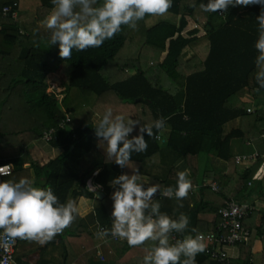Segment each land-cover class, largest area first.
Returning <instances> with one entry per match:
<instances>
[{
    "label": "trees",
    "instance_id": "1",
    "mask_svg": "<svg viewBox=\"0 0 264 264\" xmlns=\"http://www.w3.org/2000/svg\"><path fill=\"white\" fill-rule=\"evenodd\" d=\"M6 4L12 5L13 1L3 5ZM52 8L50 0H21L14 6L19 14L17 19L11 15L2 16L0 8V138L9 134L1 123L5 119H16L21 125L20 131L15 133L21 136V146L40 139L45 130L54 127L56 139L49 143L63 148L60 155L43 165L23 168L17 164L10 179L15 181L25 177L33 186L51 187L61 202L90 193L86 183L92 168L82 169L83 159L99 148L92 118L96 112L103 114L104 110L96 108L97 101L111 95L116 101L105 103L112 106L114 115L130 116L144 125L159 117L167 118L166 125L170 130L166 145L189 165L192 185L198 184L199 180L198 156L209 146L227 162L225 172L207 171L203 175L208 182L211 179L218 182L219 192L202 186L200 200L193 206L187 203L185 210L180 212L189 217L190 226L198 232L215 231L219 222L217 210L229 196L247 197L249 181L258 182L260 187L264 183V106L247 111L243 102L247 97L241 99L247 93L246 96L256 101L255 105L264 102V89L255 91L258 87L255 81L257 51L253 45L258 36L255 20L259 14L258 6L229 8L222 15L218 10L216 14L204 13V18H200L202 14L197 15L199 0H172L168 11L179 16L177 23L162 20L146 26L145 19L150 16L146 14L135 29L122 26L119 34L99 48L73 50L67 60L59 57L55 45L48 48L47 37L37 29L38 20H44ZM190 20L202 29L197 26L187 29ZM186 48L194 52L198 64L197 61L194 65L184 61L182 52ZM62 63L69 64L72 69L68 88L59 98L48 93L46 78ZM110 64L133 72L111 80L107 75ZM66 114L70 115V122L60 128ZM236 118L241 119L240 127L221 137L223 125ZM162 130L153 129V137L145 135L148 148L143 153H133L130 166L138 168L159 157L162 141L156 136ZM255 137L260 139L258 145L254 144ZM234 138L250 141L259 151L255 162L240 174L235 170V157L230 152ZM0 160L8 161L1 157ZM101 167L95 177L98 182H104L111 171L131 173L130 168H120L112 160L105 159ZM163 182L165 187L171 185L169 181ZM160 183L163 189L162 181ZM162 198L156 196L161 207ZM203 215H208L209 219L201 218ZM252 217H258L264 226V213L256 211L244 221L246 226L252 225ZM200 221L208 223L200 225ZM72 224L51 240L63 244L66 264L78 257L88 258L104 241L92 236L84 227ZM111 224L109 219L104 227L110 228ZM262 240L264 242V237ZM26 241L18 239V243ZM112 242L118 252L132 254L140 263L151 244L145 242V246L129 247L124 241ZM255 246L256 241L252 246L241 244L239 257L231 264H252L257 260ZM196 261L197 264H219L205 252L199 253ZM37 264L51 263L42 260Z\"/></svg>",
    "mask_w": 264,
    "mask_h": 264
},
{
    "label": "clouds",
    "instance_id": "2",
    "mask_svg": "<svg viewBox=\"0 0 264 264\" xmlns=\"http://www.w3.org/2000/svg\"><path fill=\"white\" fill-rule=\"evenodd\" d=\"M53 9L41 22L47 30L48 48L55 45L59 57L67 60L73 50L84 51L99 48L122 31V26L135 29L137 22L147 15H163L172 5V0H50ZM194 6V4H190ZM258 6L255 16L257 51L255 65V91L264 89V0H199L204 13H226L229 8ZM166 117H159L150 124L142 125L138 119L123 114H113L107 107L93 127L98 146L105 145L107 159L120 168L128 167L131 173H121L108 183L113 189L110 195V228L99 229L98 238L111 236L127 243L129 247L147 246L141 264H197L196 256L206 251L205 237L189 224V217L180 213L173 218L161 212L155 194L175 198L179 207L193 185L190 170L176 172L175 187L161 189L159 184H149L145 174L135 165L130 166L133 153H143L148 148L147 137H153L166 127ZM139 125L136 135L134 128ZM10 165L0 166V176L10 175ZM96 170L93 175L98 174ZM100 185L89 182L87 189L94 191ZM79 215L74 201L61 202L51 187L33 186L31 180H0V232L8 237L41 244L50 241ZM185 230H188L187 233ZM172 233L182 238L172 239ZM195 233V235H193ZM235 255V253H234ZM2 264V262H0Z\"/></svg>",
    "mask_w": 264,
    "mask_h": 264
},
{
    "label": "crops",
    "instance_id": "3",
    "mask_svg": "<svg viewBox=\"0 0 264 264\" xmlns=\"http://www.w3.org/2000/svg\"><path fill=\"white\" fill-rule=\"evenodd\" d=\"M7 1H13V3H16L15 7L21 2V0H0V8ZM15 11H16L15 19H17L19 14L16 9ZM50 11L46 14V16L50 13ZM178 20H179V16H177L175 21L172 22L177 23ZM42 21L38 20L37 29L42 36L47 37L48 32L46 29H44L41 23ZM189 26L190 23L187 29L190 28ZM194 56H195L194 52L189 48L184 49L182 52V57L184 61L187 63H191L192 65H194L196 61L198 64V60ZM65 64L67 63L60 64L55 70L47 74L46 82H48L49 80H56L58 82L61 81L63 82L65 78H67V82H68L69 73L72 68L70 65L68 64L65 65ZM56 89H60L59 86ZM54 90L55 89H53L50 86H48L47 88L48 93H53ZM56 95L59 98L63 96L61 94H56ZM246 95L247 93L243 94L242 97L240 96L241 99L242 100L245 99L247 97ZM102 115L103 114H100L99 112H96L93 115L92 120L94 124L96 123L98 118ZM238 119L239 118H236L223 125L221 137H224L233 128H237L236 126L232 127L231 123L235 120L238 123ZM142 123L143 122H141V124ZM1 127L5 128L6 132H8L9 134L0 138V157L10 161L14 166V170L17 168V164H20V166H22L23 168H30L34 164L43 165L44 163L48 162L50 159L60 155L63 151L62 147H54L49 142L44 141L42 138L31 140L28 143L21 146L22 143L21 136L15 134L17 131H20L21 125L19 122L16 121V119L13 120L5 119L4 123H1ZM169 130H170V126L167 124L166 127L162 130V132L159 133L162 135V145L157 162L155 163L151 161L145 162L138 167V169L145 174L144 178L145 180L149 181V184L156 183L160 185L161 184L160 181H162V186L165 187L164 184L165 182L163 181L166 182L169 181V183L175 187L176 172L179 170H183L184 168H188L190 170V178L193 175L185 159L181 156L176 155L171 149H169V147H167L166 139ZM136 131L137 130L135 129L134 133ZM134 135H136V133ZM232 146H233V141L231 140L230 152L232 155H235L237 152L236 153L232 152ZM104 147L105 145L101 143L99 148L92 151L88 156H86L83 159V164H82V169L92 168L91 169L92 172L89 179L87 180L86 186L88 187L89 182H91L92 185H100V187L94 188V191L93 192L89 191L90 193L88 194H81L77 196L75 200H73L79 209V215H77L76 219L72 222L73 223L72 225L77 224L84 227L85 230L88 233H90L92 236H96L95 233L97 231L98 225L100 228L102 226H105L104 224L109 219L111 220L110 213H111L112 201L110 199V195L113 189L109 187L108 182L113 177L121 174L119 171H111L107 175L104 182H98L95 179L97 174L93 175V173L96 170L100 171L102 169L101 165L103 161L105 159L111 161V159H107L103 149ZM227 167H228L227 162L221 160V158L219 159V157L217 156V150L210 148L209 146L206 151H202L198 156V169L200 170V173L198 174L199 177L198 183L206 179L204 177L205 172L207 173V171L209 170L215 172H225L227 170ZM3 179L12 180L10 179L9 176L4 177ZM211 181H216V180L211 179ZM99 192H100V196L98 195ZM199 194H200L199 192L193 195L188 194V196L182 200L183 207L178 206V203L175 200V198L169 199L167 197H163L162 207H161L162 212L167 213L169 216L175 218L179 215L181 211L185 210L187 203H189V206H193L195 202L199 201L200 200ZM229 197H241V196L238 195V196H229ZM229 197L227 198V200L229 199ZM254 212L252 216L254 215ZM201 218H204L205 220L209 219L208 215H203ZM251 222L252 225H250L249 228L252 230L253 234H252V240L250 246H252L253 242L256 241L255 251H257V260L253 261L252 264H264V242L262 240L264 237V226L260 224L258 217H252ZM207 223L208 221L207 222L200 221V225ZM258 230L260 231L257 235ZM24 243H27V245L25 247V253L23 255L24 256L23 264H37L42 260L49 261L51 264H59L60 263L59 260L64 258L63 244L59 240H56L55 242L50 240L49 244H54V245L48 246V243H44V245L41 248H37V249H34V247H32L29 244V241H26ZM18 245H17V250H18ZM60 246L62 247L63 250L60 249ZM114 246H115L114 243H109L108 241H101L96 246L95 253H93L88 258H79V257L75 258L71 264H141L139 258H134V256L129 253H120L116 250ZM239 246L240 245H237L234 248H231L230 250V254L233 257L232 261L233 259H237L239 257L240 254ZM16 259L18 261L17 256ZM18 264H20L19 261ZM62 264H66V263L64 262Z\"/></svg>",
    "mask_w": 264,
    "mask_h": 264
},
{
    "label": "built area",
    "instance_id": "4",
    "mask_svg": "<svg viewBox=\"0 0 264 264\" xmlns=\"http://www.w3.org/2000/svg\"><path fill=\"white\" fill-rule=\"evenodd\" d=\"M16 3L6 4L1 7V15L2 16H9L13 19L16 18V11L14 10V6ZM219 15L220 13L218 11ZM1 30V25H0ZM57 90V91H56ZM60 93V89H55L53 91ZM248 111H251L248 108ZM70 122V115L66 114L65 118L60 122L59 127L65 128L67 124ZM46 142H51L56 139V129L51 127L45 130L41 137ZM156 139L162 141V135L158 134ZM257 153L254 155H236L235 156V163L236 165H240L243 162H247V160L255 157ZM3 165H10V175L14 171V166L10 161H1L0 166ZM9 175V176H10ZM4 177L8 176H0V180ZM251 184V181L248 182V185ZM202 186H208L211 188L212 191H218V184L216 181L203 180L198 184H194L192 190L189 191L188 194L193 195L199 192V189ZM155 196L157 197H165L159 196V193H156ZM249 197H230L226 202L220 206L217 210V214L219 216V222L217 225V229L215 231H202L205 237V243L207 245L205 253L209 255L211 259L216 261L219 264H231L232 262V255L230 254L231 248H234L237 245H251L252 240V230L244 224V221L250 217L254 210V202H249L246 199ZM105 227L102 226L99 229L103 230ZM179 238L177 233H172L173 242L175 239ZM104 239V238H103ZM121 241L118 238H112L111 236L104 239V241ZM18 245V238L13 240L12 238L8 237L3 232H0V262L2 264H18L16 259V250Z\"/></svg>",
    "mask_w": 264,
    "mask_h": 264
},
{
    "label": "rangeland",
    "instance_id": "5",
    "mask_svg": "<svg viewBox=\"0 0 264 264\" xmlns=\"http://www.w3.org/2000/svg\"><path fill=\"white\" fill-rule=\"evenodd\" d=\"M35 2L36 1H34V3ZM200 13L202 14L200 16V18H204V15H203L204 12L201 11V9H199L197 11V15L199 16ZM176 18H177V16L175 14H173L172 12L167 11L165 14L159 15V16L150 15L149 17H147L145 19V25L146 26H150V25H152V24H154V23H156L158 21H162V20L175 21ZM196 26L198 28L202 29V27L199 24H196L192 20H190V26H189L190 28L189 29H191L193 27H196ZM199 34L201 35L202 31ZM162 57H163V54H161L160 59H162ZM144 64H146V63L144 62ZM65 65H67V64H65ZM64 67H67V66H64ZM108 69L109 70L107 72V75H108V78L111 79V80L124 78L125 76H127L128 74L133 72L131 70H126V69L122 68L120 65L117 66V65H114V64H110ZM47 85L52 87L53 89H56L59 86V88L61 89L60 93L54 92L53 94H61V95H63L62 93H64L67 90V88H68L67 78H65L63 80V82L62 81L58 82L56 80H49L47 82ZM108 101H109V103H114L116 100L113 99L111 97V95H106L104 97H100L98 99V101H97V107L96 108H98L99 111H100V109L104 110L108 106H110L112 108L111 105H109L108 103H105V102H108ZM243 102L246 103L245 107H246L247 111H248V108H250L251 111H254V109L256 107L264 106V102L263 101H261L259 103V105H255L254 102H256V101L255 100H251L249 96H247V99L245 101H243ZM105 104H107V105H105ZM143 119L146 120L145 115L143 116ZM240 124H241V119L240 118L238 119V123L236 122V120L231 123L232 127L233 126L240 127ZM259 128L263 129L261 124H259ZM232 141H233L232 152H234V153L237 152L235 155H233V157H235L236 155H243V154L254 155V153H257V151H258L257 148L256 149L253 148V145H252V143L250 141H242L240 138H234V139H232ZM253 141H254V144L258 145L259 142H260V139L258 137H255ZM157 159L158 158H156V160H154L153 163L157 162ZM253 162H255V157L254 156L250 160L248 159L247 162H243L242 164L238 165V168H237V165L235 163V170L237 171V173L240 174L245 169V167L250 166ZM198 172L200 173V170H198ZM217 184H218V182H217ZM259 187H260V185L258 184V182H252L250 185H248V191L247 192H248L249 195L247 197H249V198L246 199V200L249 201V202H254L253 203L254 206H255V210L254 211H256L257 213H263V211H264V183L262 184V187H260V188ZM217 192H219V190ZM108 242L109 243H113L112 241H109V240H108ZM45 243H48V246L49 245H54V244H49V241H46ZM29 244L32 247H34V249L41 248L44 245V243L41 244L38 241H29ZM26 245H27V243H24V242L23 243H19V245H18V250H17L16 256H17L18 261H19L20 264H23V258H24L23 255L25 253ZM60 249L63 250L61 246H60ZM233 260H235V259H233ZM59 262H60L59 264H62L64 262L66 263L65 258L60 259Z\"/></svg>",
    "mask_w": 264,
    "mask_h": 264
},
{
    "label": "water",
    "instance_id": "6",
    "mask_svg": "<svg viewBox=\"0 0 264 264\" xmlns=\"http://www.w3.org/2000/svg\"><path fill=\"white\" fill-rule=\"evenodd\" d=\"M99 196H100V192H99V194H98Z\"/></svg>",
    "mask_w": 264,
    "mask_h": 264
}]
</instances>
